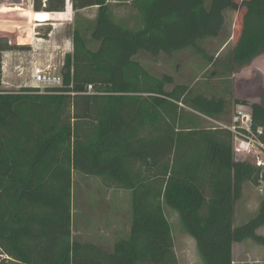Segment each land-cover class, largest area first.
I'll return each instance as SVG.
<instances>
[{"label": "trees", "instance_id": "1", "mask_svg": "<svg viewBox=\"0 0 264 264\" xmlns=\"http://www.w3.org/2000/svg\"><path fill=\"white\" fill-rule=\"evenodd\" d=\"M127 3L131 25L115 21L108 0H71L72 11L95 8L96 16L87 36L72 28L61 85L0 89V264H179L164 206L177 213L202 264H233L236 243L264 248V199L234 224L257 169L234 158L228 131L197 126L201 117H223L225 99L156 76L136 59L187 49L205 55L200 43L219 37L228 11H240L225 66L232 74L264 54V0ZM44 9L33 13L37 20L58 21ZM12 50L27 47L0 37V86L1 54ZM234 103L264 131L263 105ZM73 172L130 192L129 232L110 251L72 237Z\"/></svg>", "mask_w": 264, "mask_h": 264}, {"label": "rangeland", "instance_id": "2", "mask_svg": "<svg viewBox=\"0 0 264 264\" xmlns=\"http://www.w3.org/2000/svg\"><path fill=\"white\" fill-rule=\"evenodd\" d=\"M127 1L130 2V0H108L115 21H130L128 23L131 25L134 13L128 8ZM16 4H21L20 6L26 12L5 11L6 8ZM39 5L45 8L44 11L64 14L63 17H60L62 20L46 22L47 24L43 27L33 25V22L29 21L30 15L38 12ZM70 5L71 0H0V37L4 38L5 45L27 47V50L24 51L12 50L11 53H8L11 55L10 61L13 60L14 64L10 63L8 68L11 74L9 73L5 86L3 88L0 86V89L17 90L24 86L25 82L29 81L32 66L43 70L47 67L55 68L57 73L60 72L65 52L69 48L72 51L70 40L72 28L75 24H79L82 32L87 36L88 32L85 31V28L93 24L96 16L95 8L74 12ZM33 6H35L34 9ZM240 18V11H228L225 14V29L219 37L200 43L205 55L197 54L193 49H187L170 56L161 54L153 57L147 53L136 56V59L156 76L170 75L175 83L187 84L207 96L215 95L225 99L227 102L226 114L216 120L217 122L201 117L197 123L198 127L211 128L216 125L215 123L229 121L235 109V100L255 102L264 106V54L245 67L233 68L232 74L225 71L227 57L234 45ZM35 27L37 31H35ZM56 27H59L60 30H55ZM37 35L48 38V41L42 40L38 43L35 40ZM26 42L28 44H25ZM55 44L57 45L55 46ZM93 47L96 48L95 45ZM3 54L4 52L1 54V59ZM8 56H6L7 59H9ZM12 80L16 84L11 82ZM72 182L73 239L93 243L98 241L95 238L100 236L103 237L102 248L110 251L113 243L118 239L125 238L130 229V192L125 190L122 192L118 189L107 192L113 197V202L110 203V196L101 191L102 188L98 186L99 183L95 179L87 180L84 175L73 172ZM84 183H87L85 188L87 193L82 195H86L85 198L90 195L93 199L92 205L87 201L82 205L78 199L81 195L79 187L81 189ZM102 196L107 197L103 203L100 202L103 199ZM75 198H77L76 201ZM262 199H264V194L261 196L255 186L249 183L245 184L242 198L235 205V226L253 217ZM163 208L170 225L178 263L202 264L196 251L195 242L182 230L177 213L166 206ZM101 230L106 234H102ZM258 234L264 235V227L258 231ZM241 247L244 246L237 245L236 249ZM246 247L253 249L255 245L249 242ZM237 253L239 254V252Z\"/></svg>", "mask_w": 264, "mask_h": 264}, {"label": "built area", "instance_id": "3", "mask_svg": "<svg viewBox=\"0 0 264 264\" xmlns=\"http://www.w3.org/2000/svg\"><path fill=\"white\" fill-rule=\"evenodd\" d=\"M31 87L44 89L61 85L60 73L55 68L39 69L33 67L30 71ZM30 86L29 83L24 87ZM88 93L92 87L87 86ZM231 119L228 123H215L218 127L228 131L232 138V152L236 160H248L259 173L258 183L255 186L257 192L264 194V131L261 128L253 129L252 117L249 109L244 105L234 107Z\"/></svg>", "mask_w": 264, "mask_h": 264}, {"label": "crops", "instance_id": "4", "mask_svg": "<svg viewBox=\"0 0 264 264\" xmlns=\"http://www.w3.org/2000/svg\"><path fill=\"white\" fill-rule=\"evenodd\" d=\"M114 2V1H113ZM21 4H16V5H14L13 7L14 8H18L19 6H20ZM66 13V12H65ZM63 15L64 14H59V19H58V21H61L62 20V18H60V17H63ZM31 17H30V19H29V21L30 22H33V25L35 24L36 26H39V27H43V26H45V24H47L46 22H51V21H45V22H40L39 20H37L36 18H35V16H34V14H32V15H30ZM67 21V20H66ZM57 29H55V30H60L59 29V27H56ZM54 30V29H53ZM35 31H37L36 30V27H35ZM55 32V31H54ZM57 32V31H56ZM44 37V36H43ZM43 37H39V35H37L36 36V38H35V40H37V42L39 43L40 41H42V40H45V41H48L46 38H43ZM49 37V36H48ZM55 42H56V40H55ZM25 44H28L27 42L25 43ZM57 44H55V46H56ZM71 48H72V46H71ZM71 52V49L69 48V50H67L66 52H65V54H67V53H70ZM5 53H7V54H5ZM8 53H11V51H9V52H4V54H3V56H2V69H1V71H2V81H1V88H3V86H5V83H7V82H5L6 80H7V78L9 77V73H10V70H9V65H10V63H12L13 62V64H14V61L12 60V61H10V58H11V55L10 54H8ZM9 55V56H8ZM6 56H8V58L9 59H7V57ZM33 67H35V68H37L36 66H32L31 68H33ZM22 69V68H21ZM11 74V73H10ZM18 78V77H17ZM20 78V77H19ZM11 82H14V84H16L15 83V81H11ZM24 83V82H23ZM26 83H29V85L30 86H28V87H31V83H30V79H29V81L28 82H25V84ZM87 178V180L89 179V180H92V179H95L98 183H99V187L100 188H102L101 189V191L103 192H105L106 194H108L107 192H110V191H114L115 189H107V188H105V187H103L102 185H101V183H100V181L98 180V179H96L95 177H90V176H84V178ZM82 185V184H81ZM86 185H87V183H84V185H82L81 186V189H80V187H79V190H80V192H81V195H79V198L78 199H80V201H81V203H82V205H84L85 203H87V202H89V204L90 205H92V203H93V199L90 197V195H88V197L87 198H85L86 197V195H82V194H86L87 192H86V190H85V188H86ZM88 187V186H87ZM100 191V192H101ZM122 192H123V190H121ZM103 194V193H102ZM109 195V194H108ZM108 195H107V197H108ZM110 197V203H112L113 202V197H112V195H109ZM106 197V198H107ZM77 198H75V201L77 200ZM102 200L100 201L101 203H103V201L106 199L104 196H102ZM74 199V198H73ZM87 201V202H86ZM128 201H129V199H128ZM129 204H130V201H129ZM129 204H128V206H129ZM81 208V207H80ZM247 221V220H246ZM87 225V224H86ZM82 227V226H81ZM84 227V226H83ZM101 232H102V234H106L105 233V231H103V230H101ZM129 232V231H128ZM128 234V233H127ZM126 234V235H127ZM95 239H97L98 241H96V242H93L94 244H96V245H98V246H101V247H103V237H100V236H98L97 238H95ZM79 242H81V243H86V242H84L83 240H81V241H79ZM252 243L251 241H245V242H241V243H236V244H234L233 245V264H264V248H262V247H259V246H257V245H255L254 243V245H255V248H253V249H249V248H247L246 246H247V243ZM88 243H92V242H88ZM237 245H241V246H244V247H241L240 249H236V246ZM237 250V251H236ZM175 252V251H174ZM237 252H239V254L237 253ZM175 255H176V253H175ZM176 257H177V255H176ZM178 258V257H177ZM178 260V259H177Z\"/></svg>", "mask_w": 264, "mask_h": 264}, {"label": "bare ground", "instance_id": "5", "mask_svg": "<svg viewBox=\"0 0 264 264\" xmlns=\"http://www.w3.org/2000/svg\"><path fill=\"white\" fill-rule=\"evenodd\" d=\"M13 6H14V5H13ZM13 6L6 8L5 11H6V12H7V11H8V12H21V13L26 12V10H24V9L22 8V6H19L18 8H14Z\"/></svg>", "mask_w": 264, "mask_h": 264}]
</instances>
